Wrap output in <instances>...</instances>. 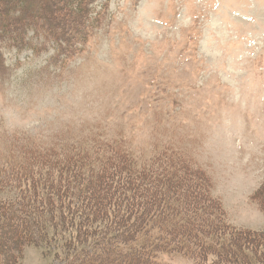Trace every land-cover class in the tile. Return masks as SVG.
Listing matches in <instances>:
<instances>
[{
    "label": "rangeland",
    "instance_id": "rangeland-1",
    "mask_svg": "<svg viewBox=\"0 0 264 264\" xmlns=\"http://www.w3.org/2000/svg\"><path fill=\"white\" fill-rule=\"evenodd\" d=\"M88 14L0 30V147L96 134L143 159L185 155L232 227L264 230V0H93ZM42 250L21 264H50Z\"/></svg>",
    "mask_w": 264,
    "mask_h": 264
},
{
    "label": "trees",
    "instance_id": "trees-1",
    "mask_svg": "<svg viewBox=\"0 0 264 264\" xmlns=\"http://www.w3.org/2000/svg\"><path fill=\"white\" fill-rule=\"evenodd\" d=\"M74 2L0 0V30L19 21L48 30L83 24L93 0ZM95 137L1 145L0 264H21L29 247L50 264H264V230L232 227L210 178L185 155L143 159ZM255 196L264 212V187Z\"/></svg>",
    "mask_w": 264,
    "mask_h": 264
}]
</instances>
